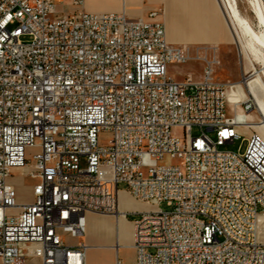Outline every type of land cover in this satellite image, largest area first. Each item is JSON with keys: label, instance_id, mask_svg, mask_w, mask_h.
Listing matches in <instances>:
<instances>
[{"label": "built area", "instance_id": "1", "mask_svg": "<svg viewBox=\"0 0 264 264\" xmlns=\"http://www.w3.org/2000/svg\"><path fill=\"white\" fill-rule=\"evenodd\" d=\"M84 4L0 0V263L85 264L87 215L119 216L123 185L148 207L124 206L135 264H264V134L240 130L212 49L169 45L164 10L130 19ZM189 63L200 80L170 75ZM238 140L244 153L220 149ZM15 170L34 182L30 204Z\"/></svg>", "mask_w": 264, "mask_h": 264}, {"label": "crops", "instance_id": "2", "mask_svg": "<svg viewBox=\"0 0 264 264\" xmlns=\"http://www.w3.org/2000/svg\"><path fill=\"white\" fill-rule=\"evenodd\" d=\"M83 10L94 15L124 13L130 19L145 20L151 12L166 10L169 17L175 21L167 19L164 22L169 42L198 41L216 45L229 41L228 29L217 0L216 2L214 0H85ZM201 75L197 76L196 80H200ZM122 196L129 198L124 193L121 194V198ZM32 201L33 197L31 200L22 201L21 204H30ZM139 208L138 206L135 210H141ZM121 210L126 211L122 203ZM100 217L94 214L87 215L85 243L88 249L85 264H116L117 257L123 264H135L136 252L133 248V233L130 227L128 230L129 225L118 230L111 228L113 234L107 238L103 234L108 228L99 226ZM26 263L41 264L34 258L27 259Z\"/></svg>", "mask_w": 264, "mask_h": 264}, {"label": "rangeland", "instance_id": "3", "mask_svg": "<svg viewBox=\"0 0 264 264\" xmlns=\"http://www.w3.org/2000/svg\"><path fill=\"white\" fill-rule=\"evenodd\" d=\"M214 1L216 2V0ZM226 2L230 6L232 5L235 6V12L238 13L239 18H241L245 23L249 24L254 30V32L256 33L264 32V27L259 24L254 13H251L252 12L251 3H253L252 0H226ZM57 10L59 13L71 14L74 8L72 7V5L69 4V2L59 1L57 2ZM167 19L172 20V22L174 21L172 17H169L167 11L164 10L162 20L165 22L167 21ZM218 22L220 23L219 19H218ZM228 35H229L228 42L226 43L220 42L216 45L211 42L205 43V42H198V41L196 42L195 41L194 42L193 41L176 42V43L169 42V43L174 46L186 45L192 48L209 47L210 49L214 50V51L212 50L209 51V56L216 57V59L219 61V64L216 67L217 79L220 82L231 83V85L233 86V88L230 90V96H229V99H230L229 100V104H230L229 111L231 112L233 110V106L231 108V102H234L238 106L237 108L238 115L240 112H242L241 113L242 115H251L250 120L254 123H257L260 121L261 117L259 113L257 112L255 104L251 101L245 85L242 83L244 78L248 79L250 78L251 75L249 74L244 75L242 60L239 55V50H238L237 45L234 44V42L232 41V37H231L229 30H228ZM179 37L181 36L179 35ZM169 73L171 76H173L174 78L178 80H182L185 77V75H187L188 73H193L194 77L196 78L197 76L200 77V75L203 73V68H202V65L199 63L170 65ZM240 130L246 131L247 136H250L253 134H263L262 129H259L256 127L249 126L246 129H240ZM200 134L201 133L199 129L194 128L192 135L194 137H197ZM208 134L212 139H215L214 133L211 132ZM176 135L182 136V132L178 130L176 131ZM109 139H110V134L108 132H104L100 135V141L102 144H107ZM247 146H248V141L238 140L235 144L221 147L220 149L224 151H232V152L240 151L241 153H244L247 149ZM81 167L83 170L86 169L85 159L82 160ZM9 182L12 185H14L18 191V202L19 203H21L22 201L31 200V198L33 197L34 182L28 177V173L26 170H15ZM119 188L121 189L122 194H123L126 189L125 186L121 185ZM121 203L123 204V206L130 205L131 206L130 208L132 209H135L138 206L140 207L139 209L141 210L144 208L141 205V203L132 200L130 197L127 199L125 196H122ZM134 203H136L138 206H136ZM161 208L164 210H170L165 204H162ZM99 216H106V218H108L109 221H114L115 220L114 218L116 217V216L113 217V216H107V215H99ZM124 221L126 222V224L128 223L127 226L129 225L128 230L130 227V231L133 233L131 221L128 219ZM106 230L107 231L105 234H103V236L108 238L109 236H111V234H113V231H111L110 227H108V229ZM81 241L86 242V237L82 239ZM78 242L80 241L79 240L69 241V243L71 244H76Z\"/></svg>", "mask_w": 264, "mask_h": 264}, {"label": "bare ground", "instance_id": "4", "mask_svg": "<svg viewBox=\"0 0 264 264\" xmlns=\"http://www.w3.org/2000/svg\"><path fill=\"white\" fill-rule=\"evenodd\" d=\"M252 1L251 13H254L259 24L264 27V0ZM217 3L231 34L232 41L238 47L239 55L242 60L243 73L244 75L249 74L252 76L248 79L244 78L242 83L245 85L248 95L251 101L255 104L257 112L261 117L259 122L254 123L250 120L251 115H242V112H240L237 123L241 127L250 126L262 129V133L264 134V32H254L249 24L239 18L238 13L235 12V6L228 5L226 0H217ZM169 45L174 46L170 43ZM232 106L233 109L238 107L234 102H231V108ZM141 205L144 207V210L148 208L147 205ZM114 219V221H109L106 216H101L98 218L99 226L101 228L110 227L117 230L120 227H127L126 222L124 221V219H126L125 211L121 210L119 216H116ZM258 233L260 239L264 241V216L259 218Z\"/></svg>", "mask_w": 264, "mask_h": 264}]
</instances>
